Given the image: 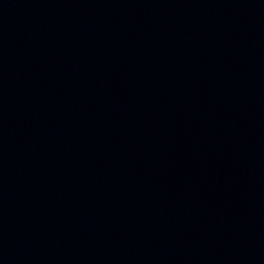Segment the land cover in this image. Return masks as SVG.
Returning <instances> with one entry per match:
<instances>
[{
	"label": "water",
	"instance_id": "water-1",
	"mask_svg": "<svg viewBox=\"0 0 264 264\" xmlns=\"http://www.w3.org/2000/svg\"><path fill=\"white\" fill-rule=\"evenodd\" d=\"M0 264H264V0H0Z\"/></svg>",
	"mask_w": 264,
	"mask_h": 264
}]
</instances>
